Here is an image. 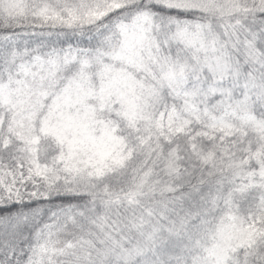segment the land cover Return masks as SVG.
Segmentation results:
<instances>
[{
	"label": "snow or ice",
	"instance_id": "1",
	"mask_svg": "<svg viewBox=\"0 0 264 264\" xmlns=\"http://www.w3.org/2000/svg\"><path fill=\"white\" fill-rule=\"evenodd\" d=\"M0 264H264V0H0Z\"/></svg>",
	"mask_w": 264,
	"mask_h": 264
}]
</instances>
